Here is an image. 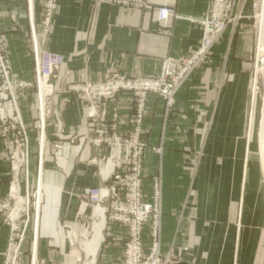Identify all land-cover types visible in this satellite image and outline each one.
Instances as JSON below:
<instances>
[{
  "label": "crops",
  "instance_id": "1",
  "mask_svg": "<svg viewBox=\"0 0 264 264\" xmlns=\"http://www.w3.org/2000/svg\"><path fill=\"white\" fill-rule=\"evenodd\" d=\"M45 1L0 0V40L14 81L30 84L35 80L33 40L40 50L64 58L53 80L55 90L42 154L38 152L34 130L38 114L36 90L33 87L16 92L30 139V163L38 178L42 173L43 197L38 236L34 233V240L39 237V258H24L22 264H82L85 257L79 248L93 233L91 208L82 199L89 188L109 184L104 182L108 170L101 158L108 156L111 149L103 148L99 153L88 142V136L94 134L87 121L89 103L70 88L103 82L113 74L158 77L164 60L186 58L197 47L210 0H143L147 7H167L181 17L166 23L158 22L154 10L125 7L110 0H58L44 39ZM244 33L236 36L231 52L220 48L223 40L212 49L178 90L167 120L163 117V100L155 94L146 97L141 138L148 148L142 188L149 198L153 178L160 176L161 251L163 255L171 252V264L233 263L234 258H207L202 253V248L231 246L238 232L233 217L228 224L218 222L214 216L203 217L200 184L202 178H209V190L221 191L218 183H222L223 175L215 170L210 176H202L201 167L224 166L225 142L229 144L226 151L231 152L226 153V158L232 156L228 164L238 155L252 76L251 63L242 57L247 43L239 35ZM134 99L132 93H121L107 106L108 124L113 109L118 112L116 131L120 135L133 127ZM157 148L161 153L155 152ZM196 167L200 169L194 174ZM12 176L0 141V200L11 193ZM235 179L238 191L239 179ZM208 214L216 216L217 212L213 208ZM104 234L108 237L107 247L116 245L123 250L125 230L110 227ZM149 234L146 227L144 241L150 242ZM7 237L8 227L0 217V264L4 263ZM144 252H148L145 246ZM108 259L102 258L98 264H110Z\"/></svg>",
  "mask_w": 264,
  "mask_h": 264
},
{
  "label": "built area",
  "instance_id": "2",
  "mask_svg": "<svg viewBox=\"0 0 264 264\" xmlns=\"http://www.w3.org/2000/svg\"><path fill=\"white\" fill-rule=\"evenodd\" d=\"M111 2L133 8L154 10L158 22L166 23L171 18L181 19L173 10L167 7L152 9L143 0H110ZM241 0H210L208 12L201 25L202 38L197 47L186 57L180 59L168 58L162 64L160 75L156 78H129L113 74L103 82L76 85L70 90L79 93L89 103L87 110L88 126L94 134L87 140L99 153L103 148H110L111 153L102 157L103 166L107 167L104 178L109 186L89 188L85 193L87 207L92 211H103L104 219L128 228V241L125 264H167L169 258L162 260V181L160 176L153 178L150 198L143 192V161L146 143L142 140L141 125L145 115V103L148 94H156L164 102V119L167 120L175 105V96L180 87L192 76L197 67L204 63L212 47L222 39L229 29H235L241 20L244 6ZM245 1V0H244ZM58 0H46L44 4L43 38L48 36L51 17L57 8ZM35 58V80L33 83H22L12 80L10 67L4 54L0 40V123L4 130L3 136L8 137L6 144L13 136L25 138L20 145L26 152V129L21 120L16 105L15 93L21 89L36 88L40 109L43 111L45 100L52 92L51 82L55 73L62 67L64 58L45 50H40L33 40ZM132 93L135 95V107L132 129L129 133H117L118 112L113 109L111 123L107 120V106L113 103L118 94ZM44 122L39 128L44 130ZM13 143H10L12 145ZM57 146L56 148H58ZM161 153V148L155 150ZM26 154V153H25ZM2 208H0L1 211ZM28 215V214H27ZM150 225V250L145 255L143 251L142 234L144 226ZM18 234V232H17ZM15 242V243H14ZM10 243V244H9ZM18 243L12 238L8 242V255L5 264H16ZM21 243V240L19 244ZM15 245L16 249L11 246ZM10 252V253H9Z\"/></svg>",
  "mask_w": 264,
  "mask_h": 264
},
{
  "label": "rangeland",
  "instance_id": "3",
  "mask_svg": "<svg viewBox=\"0 0 264 264\" xmlns=\"http://www.w3.org/2000/svg\"><path fill=\"white\" fill-rule=\"evenodd\" d=\"M240 2L244 5L239 6V10L243 11V17L239 23H237L235 29L229 28L225 33L228 31H230V33H227L226 37L224 34L222 39L212 47L213 49L223 40L220 48L226 51L229 49L228 52H231L233 50L236 36L239 33L243 34L245 32L244 35H239L240 40L245 41L246 39L247 43V51H245L242 57L248 59L251 63L250 70L252 71V76L249 90V102L245 108L246 110L242 121L243 126L240 130L241 136L238 144V155L233 157V163L228 164L229 161L227 160L232 162V156H230L229 159L226 158V153L231 152L226 151L229 144L225 142V149L223 150L224 166H218L216 168L210 166L201 167L202 176H210V174H213L215 170L218 175H223L221 178L222 183H218V186L220 185L221 187V191L213 193L209 190L211 185L207 182L209 178H202V183L200 184V207L203 212V217L212 218L214 216L218 222L224 221L225 224H228L231 217H233L235 222V232H238V239L237 236L234 237L231 246L224 245L220 247L202 248V253L206 254L207 258L214 255L216 258H234L232 264H264V150L262 148L260 136V122L264 109V55L260 53V37L262 32L260 20L262 14H264V0H241ZM212 49L210 52H212ZM53 80L54 78L51 82L52 92L45 100L43 111L40 109L39 99L36 92L38 114L37 119L35 120L36 123L34 124V130L36 132V146L38 152H41V154L46 142L45 128L47 117H49L50 114L51 97L53 96L55 90ZM16 105L19 112L17 99ZM41 121L44 122V130L39 128ZM25 129L27 140L26 152L24 151V147L22 149L20 146L24 144L25 138H21L16 135L13 136L9 143L6 144V140L9 136H3L4 130L0 123V141L3 147V157L5 162L10 167V171L13 175L12 184H14L9 196L0 200V208H2L0 211V217L2 218L3 223L8 227L7 243L10 242L11 238L13 240L16 239L18 242L16 243L18 245L16 258L19 259H17L16 264H22V260L24 258H39V240L37 242V238L39 239V237H35L34 240V233L36 232L35 235L38 236V224L40 222V212L43 204L41 192L42 184H39L42 175L39 174L38 178V172L36 174L34 173V169L32 168L33 165L30 163V139L28 130L26 127ZM13 141H16L20 145H14ZM10 143L13 144L10 145ZM56 147L57 146H55V148ZM147 148L148 144L146 143V150ZM199 169L200 168L196 167V169L193 170L194 174ZM237 177L239 179L238 191L236 189L235 181V178ZM109 185L110 183L107 186ZM38 190H40V192ZM82 201L86 202V199L84 198ZM213 208L215 212H217L216 216L215 214H208V212H212ZM90 210V229L93 230L95 223L100 222V218L95 215L96 211L93 212L92 209ZM231 212L233 214H231ZM107 218L108 213H106L105 219L103 215V238L94 259L92 256L87 255L84 250L85 242L90 241L93 236L92 238L89 237V240L87 241L84 240L83 245L80 246V253H82L85 257L82 264H98V261L100 262L102 258H109L107 262L109 261L110 264H125L128 261L129 258H125V244H127L128 241V228L116 222L111 223V221ZM110 227H118L125 230L126 239L123 244V250L116 245H114V247H107L108 237H106L105 234L103 235V231L106 233ZM146 227L149 228L150 233V225L144 226L143 230H145ZM92 232V235H94V230ZM143 235L144 231L142 234V240ZM20 240L21 243L19 244ZM7 243L3 254V264L7 261L6 258H12L13 256V252H11V255H8ZM112 243L114 242L112 241ZM144 246L145 248H148V252H144L145 255H148L150 250L149 240L148 242L143 240V251ZM11 247L16 249L15 245H12ZM164 249H168V247ZM121 251L122 257L118 258ZM162 256V260L167 259V257L169 258V262L167 264L172 263V258L174 257L171 252L165 255L162 254ZM87 257L89 258L88 260H86Z\"/></svg>",
  "mask_w": 264,
  "mask_h": 264
},
{
  "label": "bare ground",
  "instance_id": "4",
  "mask_svg": "<svg viewBox=\"0 0 264 264\" xmlns=\"http://www.w3.org/2000/svg\"><path fill=\"white\" fill-rule=\"evenodd\" d=\"M260 22H261V30H262L261 37H260V53L262 55H264V14H262ZM263 76H264V72H263ZM260 136H261L262 148L264 150V109H263V113H262V119L260 122ZM41 174L42 173H40V175ZM41 179L42 178H40V182H39L40 185H41ZM38 191L40 192V190H38ZM37 211H39V210H37ZM95 215L100 218V222L95 223V225H94V228H93L94 235H92L93 238L90 241L85 242V244H84L85 252L87 253V255L92 256L93 259L96 256V252H97L98 247L100 246V242L102 241V238H103L102 237V229H103V225H104L103 224L104 219H103L102 211L96 210ZM37 221H38V219H37Z\"/></svg>",
  "mask_w": 264,
  "mask_h": 264
}]
</instances>
